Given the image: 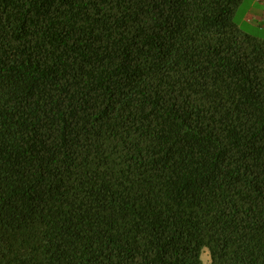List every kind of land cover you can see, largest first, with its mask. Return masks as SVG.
<instances>
[{
    "label": "trees",
    "instance_id": "obj_1",
    "mask_svg": "<svg viewBox=\"0 0 264 264\" xmlns=\"http://www.w3.org/2000/svg\"><path fill=\"white\" fill-rule=\"evenodd\" d=\"M241 2L0 0V264H264Z\"/></svg>",
    "mask_w": 264,
    "mask_h": 264
},
{
    "label": "rangeland",
    "instance_id": "obj_2",
    "mask_svg": "<svg viewBox=\"0 0 264 264\" xmlns=\"http://www.w3.org/2000/svg\"><path fill=\"white\" fill-rule=\"evenodd\" d=\"M235 21L245 32L264 39V0H242L236 9ZM202 258L205 264L211 261L208 248L204 249Z\"/></svg>",
    "mask_w": 264,
    "mask_h": 264
}]
</instances>
